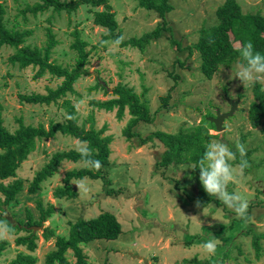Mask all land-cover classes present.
I'll list each match as a JSON object with an SVG mask.
<instances>
[{
  "label": "rangeland",
  "instance_id": "1",
  "mask_svg": "<svg viewBox=\"0 0 264 264\" xmlns=\"http://www.w3.org/2000/svg\"><path fill=\"white\" fill-rule=\"evenodd\" d=\"M34 1L0 0L5 8L6 27L32 30L24 43L30 46L44 45L45 28L51 27L58 39L51 58L69 68L74 63L70 33L75 25L78 27L82 38L89 43L88 74L74 82L75 93L68 92L67 98L76 106L78 124L84 123L88 128L89 118L94 116L95 129L105 126L104 135L112 136L106 175L110 182L87 177L71 180L77 191L75 198H56L54 190L64 185L66 171L84 166L81 162H61L57 172L42 182L41 189L35 194L27 192V185L54 152L77 149L78 139L61 133L36 139L35 149L18 167L16 177L24 182V188L17 201L6 207L5 215L14 221L25 218L26 209H29L34 218H38V201L41 207H53L51 216L35 229L37 248L33 254L37 258L36 264H43L46 253L55 247V236L45 238L43 235L46 227L53 228L55 235L67 237L70 222L79 217L90 218L102 211L116 215L122 225L121 233L114 240L99 239L82 244L83 254L90 264H196V261L200 264H264V119L256 127L248 121L250 104L255 101L254 88L260 85L263 91L264 83L244 87L238 78L230 79L231 71H236L235 65L220 68L211 80H206L200 74L198 53H189L186 48L179 50L168 38H175L182 47L195 43L201 26L217 22L216 12L224 0H170L173 9L164 18L156 11L139 7L137 0H108L123 39L139 37L157 25L169 27V30H162L161 36L144 52L121 47L113 40H102L106 28L93 21V12L105 10L102 5L82 4L70 16L65 12L56 14L52 9L36 16L26 12L27 18L23 21L22 9ZM237 1L244 12L264 15V0ZM101 41L107 43L102 45ZM233 42L235 47L239 45L237 41ZM13 53L14 48L10 46L0 47V104L5 125L13 131L18 126V118L24 124H43L45 128L52 121H65V109L53 102L19 101L18 94H45L48 87L55 88L62 78L45 73L35 79L34 67L20 68L9 61ZM178 61L183 65L180 66ZM118 84L131 87L148 101L154 119L150 124L140 122L134 128L141 136L157 129L175 132L181 126L198 123L207 114L215 117L217 109L220 113L227 112L230 104L226 96L238 101L237 109L223 120L222 128L211 129L210 133L216 135L213 140L226 144L236 158L240 157L236 144L245 145L249 167L242 176H237L236 182L229 183L226 190L239 192L248 201L246 218H237L236 213L218 199L220 203L210 202L206 206L204 216L203 207H196L198 180L189 168L193 164L158 165L164 146L157 138L139 144L137 137L131 141L123 135L122 130L130 118L127 110L119 120L115 109L105 111L93 106L92 100L116 97L112 90ZM164 97L167 109H164ZM230 163L234 167L239 164L236 159ZM80 180L89 189L83 195L73 184ZM250 228L263 235L259 257L251 244L252 234L246 233ZM6 239L10 247L2 253L0 264H6L17 252L26 250L15 244L14 234H9ZM210 239L220 241L212 256L199 247ZM66 255L74 264L72 252L68 251Z\"/></svg>",
  "mask_w": 264,
  "mask_h": 264
},
{
  "label": "trees",
  "instance_id": "2",
  "mask_svg": "<svg viewBox=\"0 0 264 264\" xmlns=\"http://www.w3.org/2000/svg\"><path fill=\"white\" fill-rule=\"evenodd\" d=\"M138 6L156 11L162 18L172 11L173 5L170 0H137ZM82 4L90 7L103 6L105 10L93 12V21L95 25L106 28V33L102 40H113L121 37L118 22L115 18L114 11L108 0H36L31 5L22 9L21 14L25 21L26 12L36 16L48 9L56 14L65 12L68 16L75 13ZM5 8L0 2V47L10 46L14 48V53L9 56L12 64H17L20 68L32 66L35 68L33 77L35 79L48 73L51 76L62 78L61 82L55 87H48L45 94L43 93H23L18 94L19 101L25 103H38L62 106L66 111V120L63 122L52 121L47 128L43 124L32 126L24 124L21 118L17 119L18 126L13 130L4 123L2 116V105L0 104V220L6 221L9 234H14L16 245L25 247L26 250L19 251L11 257L6 264H36V257L33 254L37 248V233L34 226L40 227L42 223L51 216L53 211L52 205L41 207L38 201L39 217L34 218L32 212L26 209V217L10 220L5 215L7 206L17 201L18 194L24 188V182L16 177V171L21 162L26 159L29 153L35 149L36 139L49 138L56 133L70 136L78 139L80 142H86L87 147L92 152L93 159L100 160L102 167L96 170H89L82 166L72 168L65 172L63 177V186H58L54 190L56 198H75L77 191L73 189L71 180L74 179H100L109 183L107 178V168L110 165V144L111 135H104L105 126L100 129L94 127V116L89 118V127L85 124H78L76 115V106L72 104L71 99L67 98L68 92L74 94V82L81 76L88 74L86 69L89 62L88 42L81 36V31L74 26L71 35L73 37L70 49L74 52V63L69 68L57 63L51 58L54 47L58 44V39L51 27L45 28L46 43L42 46H30L25 43V38L32 34L30 29L7 28L4 23ZM217 22L211 25H203L198 30V38L195 43L182 47L173 37L169 36L170 43L177 46V49L186 48L189 53L196 51L199 56V69L201 76L206 80H211L220 68L232 67L240 59V53L237 50L239 46L248 43L253 44V51L260 52L264 55V15L260 13L244 12L237 0H224L223 4L216 12ZM163 21L162 23H164ZM162 30H169L167 25H157L151 31L142 35L122 39L118 44L121 47L137 48L144 52L147 46L161 36ZM233 40L239 45L235 47ZM180 66L182 62L178 61ZM170 74V73H169ZM101 87L103 85L99 84ZM104 88V87H103ZM112 92L116 97L101 101L92 100L97 109L112 111L115 109L116 118L121 120L128 111L130 118L127 121L122 132L125 138L133 140L137 137L139 144L153 141L155 138L164 146L160 154L158 165L167 167L169 165L193 164L198 167L199 160L203 156L205 145L212 141L216 135L210 133L211 129L216 130L215 125L208 121L205 115L198 123L179 127L175 132L155 130L146 136H141L134 131V128L141 123H152L154 115L152 114L148 101L137 94L131 87L124 84H118ZM254 98L250 104L248 112V121L251 126H258L264 119V90H260V85L254 88ZM164 100V109H167L166 97ZM72 116L74 119H69ZM208 117V116H207ZM248 161L246 157H244ZM82 158L76 148L68 150H59L54 152L48 161L35 172L32 180L27 185V192L35 194L41 189V184L57 172L61 162H81ZM241 158L237 156L236 161L240 162ZM247 170V168L245 169ZM192 174L197 176L198 195L201 207L208 205L210 202L220 203L216 197L209 196L203 189L199 181V169H192ZM11 180H10V179ZM8 179L9 181H5ZM121 223L116 215L110 211H102L90 218L79 217L77 220L69 223V234L67 237L54 234V229L46 227L43 230L45 238L55 236L54 249L45 255L43 264H71L66 253L72 252L75 257L74 264H90L83 254L82 244H87L92 240H114L121 233ZM251 229V228H250ZM247 229L252 234V246L256 256H261L260 238L263 235ZM24 232V234H19ZM10 243L7 239H0V257L9 249ZM196 264H200L196 261Z\"/></svg>",
  "mask_w": 264,
  "mask_h": 264
},
{
  "label": "clouds",
  "instance_id": "3",
  "mask_svg": "<svg viewBox=\"0 0 264 264\" xmlns=\"http://www.w3.org/2000/svg\"><path fill=\"white\" fill-rule=\"evenodd\" d=\"M123 37L117 38L114 43L117 45L122 41ZM107 43L101 41V44ZM240 53V59L237 61L236 71H231L230 79L238 78L245 87L248 84L264 83V55L260 52L253 51V44L248 43L241 45L237 49ZM69 119L74 117L69 116ZM205 152L199 160L198 167L192 166L191 169H199V181L204 191L211 197H216L229 209H232L237 218H246L248 201L239 193H229L227 185L237 181V176H242L244 170L249 167L248 161L244 159L247 155L245 145L243 143L236 144V150L239 152L241 160L238 165L233 166L230 161L236 159V154L224 143L212 140L205 145ZM77 151L81 155V163L89 170L98 171L102 164L100 160L93 159L91 150L87 147L86 142H78ZM80 194H85L89 191L83 180L74 181ZM207 206V205H206ZM203 207V215H206L207 207ZM196 207L200 208L199 200L196 201ZM192 218L198 219L197 216ZM199 220V219H198ZM10 229L6 221L0 220V239H6ZM220 244L219 239H210L199 247L206 255L212 256L216 254L217 246Z\"/></svg>",
  "mask_w": 264,
  "mask_h": 264
},
{
  "label": "water",
  "instance_id": "4",
  "mask_svg": "<svg viewBox=\"0 0 264 264\" xmlns=\"http://www.w3.org/2000/svg\"><path fill=\"white\" fill-rule=\"evenodd\" d=\"M226 99L228 100V103L230 104V109L227 112L220 113L219 110H216L215 117H207V120L212 122L215 125L216 130H220L222 128L221 124L223 123V120L229 116H231L234 111L237 109L238 101H233L229 97L226 96ZM8 219H10L8 217ZM11 220V219H10ZM39 228L37 226H34L33 229Z\"/></svg>",
  "mask_w": 264,
  "mask_h": 264
}]
</instances>
